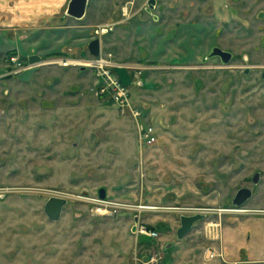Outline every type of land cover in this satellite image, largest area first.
I'll use <instances>...</instances> for the list:
<instances>
[{"label": "rangeland", "instance_id": "374dc122", "mask_svg": "<svg viewBox=\"0 0 264 264\" xmlns=\"http://www.w3.org/2000/svg\"><path fill=\"white\" fill-rule=\"evenodd\" d=\"M148 1L89 0L81 21L66 4L41 23L0 0V69L43 57L29 81L0 78V264H264L249 255L264 224V0ZM96 38L129 68L139 117L100 95L97 68L59 63L93 57ZM216 46L229 64L207 58ZM244 187L253 197L235 206ZM102 188L157 209L97 214L85 198ZM51 197L68 200L56 222ZM191 209L204 219L179 239ZM141 225L158 237L134 233Z\"/></svg>", "mask_w": 264, "mask_h": 264}, {"label": "built area", "instance_id": "2783aa9c", "mask_svg": "<svg viewBox=\"0 0 264 264\" xmlns=\"http://www.w3.org/2000/svg\"><path fill=\"white\" fill-rule=\"evenodd\" d=\"M149 2V1H148ZM128 12V9H127ZM69 59H61L59 61L60 64L68 65V64H74L81 67H95L98 70V78L100 80V87H99V93L101 96H106L111 98V100L118 105L119 107L123 109H129L132 111L134 116L139 117L141 115L140 111L135 108L131 96H130V87H127L122 84L121 80L119 79V76L117 75L115 69L119 65L113 61L109 56H104L102 53L98 57H91V58H82V59H73L72 61H68ZM77 60V61H75ZM126 67V66H124ZM28 68V67H27ZM27 68H24L26 70ZM127 68V67H126ZM129 71V68H127ZM130 73V71H129ZM132 76V74L130 73ZM133 82L134 78L132 76ZM140 144L142 146H151L154 145L158 140V133L154 126L146 125L141 126L140 129ZM89 203H91L94 206V212L101 215H107L110 213V211L113 208L121 209V210H128V211H135L142 213L143 211H154L157 209V207L147 205V204H136V203H119L109 200L107 197L105 199H101L99 196L96 197H86L85 198ZM189 209H184V211L187 212ZM230 212H246L244 209H229ZM190 211L194 212L193 209ZM202 209H196L195 212H198L197 214H200L202 212ZM194 212V213H195ZM137 232L140 235L147 236L149 238H157L158 232L154 229H151L147 227L146 225H141ZM205 256L209 260L217 259L219 256H221L219 253H217L214 249H207L205 252Z\"/></svg>", "mask_w": 264, "mask_h": 264}, {"label": "water", "instance_id": "95a60500", "mask_svg": "<svg viewBox=\"0 0 264 264\" xmlns=\"http://www.w3.org/2000/svg\"><path fill=\"white\" fill-rule=\"evenodd\" d=\"M157 1L156 0H149L148 5L150 7L149 10H152L156 7ZM89 0H70L68 3V7L66 10V16L73 17L78 20H82L86 17L87 10H88ZM89 53L94 57H98L101 54V40L100 38H96L89 43ZM82 57H86L87 52H82ZM219 57L223 64H229L233 59V54L229 51L223 50L220 47H214L207 58H214ZM43 63V57L37 54L29 56V67L20 73L17 78L20 81H29L33 74L37 71L38 66ZM119 79L121 80L122 84L130 87L133 84L132 76L130 75L128 69L124 66H119L115 69ZM15 75L13 73H9L5 69H0V78L5 79H13ZM264 78V72H263ZM260 180V175L256 174L253 178V182L257 184ZM253 190L249 187L241 188L233 199V204L235 206H242L245 205L252 197H253ZM99 197L101 199H105L107 197L106 189L102 188L99 191ZM68 204V200L64 197H51L46 205H45V212L47 216L52 221H59L62 213L64 211L65 206ZM204 219V215L202 214H195V215H182L181 216V226L178 229L177 235L179 239H183L187 233H189L194 225ZM135 222H138V217L135 218ZM137 227L133 228V232L136 233Z\"/></svg>", "mask_w": 264, "mask_h": 264}, {"label": "crops", "instance_id": "0c3cea01", "mask_svg": "<svg viewBox=\"0 0 264 264\" xmlns=\"http://www.w3.org/2000/svg\"><path fill=\"white\" fill-rule=\"evenodd\" d=\"M69 1L70 0H20L19 7L22 8L21 10H24L27 15L35 14V21L40 19L41 23H46L51 19L56 18V14L60 11L61 7L66 4L68 7ZM10 9L11 7L9 6V10ZM66 18V16L63 17V19ZM259 226L261 227L255 228L253 230V232L256 234V238L258 237V239H254L255 241L250 243L249 246H251L253 249L250 248L251 251L249 255L252 259L258 258L262 260V258H264V224H259ZM251 239L252 237L249 238V240ZM229 242H233V240H230Z\"/></svg>", "mask_w": 264, "mask_h": 264}, {"label": "flooded vegetation", "instance_id": "af4514ba", "mask_svg": "<svg viewBox=\"0 0 264 264\" xmlns=\"http://www.w3.org/2000/svg\"><path fill=\"white\" fill-rule=\"evenodd\" d=\"M125 12H127V9H125ZM73 60V59H72ZM72 60H68V61H72ZM28 61H29V57H28ZM30 65V64H29ZM1 69H3V68H1ZM5 70H7L8 72H9V69H5ZM24 71V69L23 70H21V71H18V72H9V73H13L14 75H15V77H17L20 73H22ZM1 79H4V80H9V79H5V78H1ZM18 79V78H17ZM221 212H230L231 210H228V209H222V210H220Z\"/></svg>", "mask_w": 264, "mask_h": 264}]
</instances>
